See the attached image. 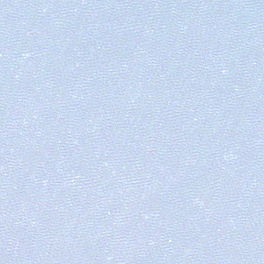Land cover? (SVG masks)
<instances>
[{"label":"water","instance_id":"95a60500","mask_svg":"<svg viewBox=\"0 0 264 264\" xmlns=\"http://www.w3.org/2000/svg\"><path fill=\"white\" fill-rule=\"evenodd\" d=\"M0 264H264V0H0Z\"/></svg>","mask_w":264,"mask_h":264}]
</instances>
